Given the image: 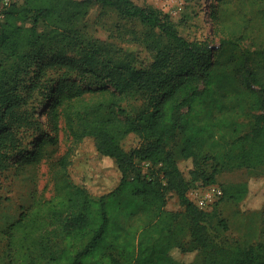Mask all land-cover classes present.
Returning a JSON list of instances; mask_svg holds the SVG:
<instances>
[{
    "label": "trees",
    "instance_id": "16d2710c",
    "mask_svg": "<svg viewBox=\"0 0 264 264\" xmlns=\"http://www.w3.org/2000/svg\"><path fill=\"white\" fill-rule=\"evenodd\" d=\"M94 1L157 29L166 38L165 46L156 48L153 61L145 67L116 61L115 72L110 73L114 89L100 83L96 88H84L67 79L61 71L64 62L52 61L55 75L49 71L54 66L46 69L41 63L49 51L46 40L60 35L64 20H77L85 15L84 11L77 6L76 12H70L62 0H47L41 6H31L26 0L3 11L0 173L12 164L43 159L46 146L57 143L59 119L63 117V126L74 142L92 136L97 151L116 160L120 181L114 189L98 196L90 195L83 187L59 182L54 195L44 200L40 209L32 207L29 213H21L7 230L1 231L6 246L0 264H264L261 242H212L208 228L216 203L208 211L187 196L192 187L213 184L216 173L232 165L234 158L232 167L254 169L264 164V54L258 52L257 59L262 58L263 63L255 68L249 66L245 49L238 50L236 61L230 56L212 60L206 40L185 39L158 9L132 0ZM257 2L264 24V1ZM228 37L220 45L225 49L237 47L238 37ZM35 62L38 66L31 71ZM229 63L235 65L231 68L234 73H228ZM198 77L203 80L202 89L196 82ZM253 86H258L260 93ZM89 91L98 94L87 103L83 94ZM33 92L41 95L38 106L46 104L44 121L30 103ZM127 93H137L141 100L131 115L122 105ZM251 94L256 95L260 111L254 116L249 147L235 157L221 150L204 152L211 169L200 168L196 150L205 146L215 149L220 144L217 134L222 133L224 125H234L236 130L238 123L229 119L231 111L236 107V113H241L244 99ZM131 134L140 142L126 149L124 140ZM175 137H179L182 159L193 161L189 180L182 176L168 148ZM142 162L150 164L144 173ZM60 163L64 165V157ZM168 190L174 191L184 206L181 213L164 207ZM245 192L246 184H242L235 190L236 199L240 200ZM179 217L188 222L186 244L177 238ZM44 224L53 227L44 228ZM174 248L182 253L195 252V256L177 259L172 254ZM197 253L201 261L195 259Z\"/></svg>",
    "mask_w": 264,
    "mask_h": 264
},
{
    "label": "rangeland",
    "instance_id": "374dc122",
    "mask_svg": "<svg viewBox=\"0 0 264 264\" xmlns=\"http://www.w3.org/2000/svg\"><path fill=\"white\" fill-rule=\"evenodd\" d=\"M62 1L70 12H76L78 6L85 15L72 22L64 20L60 35L48 42L46 40V43L50 44L49 51L41 63L47 69L54 66L51 64L52 61L64 62L61 71L65 72L67 79L74 81L80 87L96 88L100 83L112 90L110 73L115 72L113 67L116 61H129L136 67L148 66L154 59L156 48L166 44V38L161 36L157 29L142 25L138 20L125 18L112 7L103 6L94 0ZM132 1L140 6L158 9L165 14L185 39L206 40L212 49V60L220 61L230 56L236 61V57L240 55L238 50L245 49L250 57L247 62L251 68L263 63L262 58L257 59L258 52L264 54V24L262 16L257 11L258 0ZM46 2L47 0H28L31 6H41ZM24 3L26 0H0L3 13L1 19L5 15L3 11L13 5ZM220 17L224 18L225 24H221ZM67 25L71 28H67ZM223 26L226 29L224 31H222ZM227 37L232 39L238 37L237 47L228 49L222 47L221 40ZM37 66V62L33 63L30 70L36 69ZM234 66L229 63L227 67L229 74L234 73L231 70ZM49 71L55 75V66ZM196 82L202 89L203 80L198 77ZM253 90L259 92V87L253 86ZM97 94L91 91L85 92L84 101L89 103L95 100ZM33 95L30 103L32 101L33 107L36 106L35 111L41 113V119L44 121L47 118L44 111L46 104L42 103L38 106L41 95L34 92ZM255 99L256 95L252 94L244 99L241 113H236V107L232 109V116L229 119L233 118L238 126L233 130L234 125H224L221 128L222 133L217 134L220 137V144L215 149L205 146L196 150L200 155L198 160L200 168L205 171L211 169V161L204 158V152L210 154L221 150L235 157L249 147L255 126L254 116L260 111ZM140 103L137 93L124 94L122 105L129 115L133 114L135 110L133 107ZM218 116V113L214 114V117ZM59 121L57 143L46 146L43 159L38 163L12 164L0 173V255L6 246V237L1 231L7 230L8 225L21 213H29L32 207L40 209L44 200L54 195L59 182L83 187L90 195L98 196L114 189L120 181L121 173L116 160L99 153L92 136H85L80 141L74 142L63 126V117H60ZM239 137L240 140L234 142ZM178 140L179 137H175L168 148L177 159L182 176L188 179L189 170L194 167L193 161L190 158L182 159ZM124 141L126 149L140 142L133 134ZM62 157H64L63 166L60 163ZM236 159L234 158L233 164ZM141 165L142 173L150 166L148 162H142ZM232 165L215 175L213 185L221 189L223 196L221 197V194L205 209L211 210L216 203L215 213L209 219L208 233L215 244L236 245L244 240L253 244L258 242L264 244V164L254 169L246 166L232 167ZM242 184H246V192L238 200L234 193ZM188 194L189 190L187 191L189 197ZM165 195L164 207L181 213L184 206L180 204L177 194L168 190ZM143 216L147 218L148 215ZM52 227V224H44V228ZM176 229L180 233L177 237L180 243L186 244L189 239L186 219L179 217ZM114 253L118 255L116 250ZM172 254L180 260H190L195 256V252L182 253L177 248L172 249ZM201 257L197 253L195 259L201 261Z\"/></svg>",
    "mask_w": 264,
    "mask_h": 264
},
{
    "label": "built area",
    "instance_id": "2783aa9c",
    "mask_svg": "<svg viewBox=\"0 0 264 264\" xmlns=\"http://www.w3.org/2000/svg\"><path fill=\"white\" fill-rule=\"evenodd\" d=\"M2 5V4H1ZM2 6H0V19L2 17ZM221 189L213 184L208 186H197L189 189V199L201 209H206L221 195Z\"/></svg>",
    "mask_w": 264,
    "mask_h": 264
}]
</instances>
